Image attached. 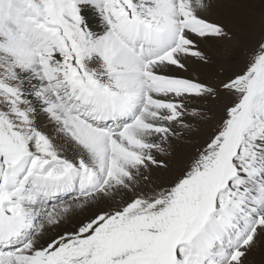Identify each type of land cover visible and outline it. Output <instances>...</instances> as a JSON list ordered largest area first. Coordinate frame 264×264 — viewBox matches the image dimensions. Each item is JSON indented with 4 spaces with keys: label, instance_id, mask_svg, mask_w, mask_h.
I'll use <instances>...</instances> for the list:
<instances>
[{
    "label": "snow or ice",
    "instance_id": "snow-or-ice-1",
    "mask_svg": "<svg viewBox=\"0 0 264 264\" xmlns=\"http://www.w3.org/2000/svg\"><path fill=\"white\" fill-rule=\"evenodd\" d=\"M222 7L0 0V264H264V39L188 74Z\"/></svg>",
    "mask_w": 264,
    "mask_h": 264
},
{
    "label": "rangeland",
    "instance_id": "rangeland-1",
    "mask_svg": "<svg viewBox=\"0 0 264 264\" xmlns=\"http://www.w3.org/2000/svg\"><path fill=\"white\" fill-rule=\"evenodd\" d=\"M252 3L261 4L262 0H250ZM264 23V22H263ZM231 35L225 36L219 39H211L210 46L211 48H207L206 52L209 56V60L215 66L214 72H193L191 75L198 76L202 79L205 83L213 86L218 87L223 83L225 80V73H229L233 71L232 65H234L237 61L243 62L247 59V55L250 51V45L241 42L240 37L250 35L253 38V43L264 39V24L258 25L252 31L242 30L241 28L236 29H229ZM217 70V71H216ZM229 98L225 96H220L216 99L207 98L203 101H194L193 103L203 107V108H211L222 111L226 105V102ZM218 119V117H215ZM212 121L209 122H201L200 124L196 125V129L190 133L191 139H183L180 141L182 145L186 148L193 150L197 145L200 143V137H203L208 131H210V125ZM179 152V151H178ZM177 158H181V152H179ZM170 163L172 161V156L166 158ZM159 176L163 179H168V173H161L159 171ZM262 251L259 247L256 253H261Z\"/></svg>",
    "mask_w": 264,
    "mask_h": 264
},
{
    "label": "bare ground",
    "instance_id": "bare-ground-1",
    "mask_svg": "<svg viewBox=\"0 0 264 264\" xmlns=\"http://www.w3.org/2000/svg\"><path fill=\"white\" fill-rule=\"evenodd\" d=\"M257 1V0H256ZM222 4L225 7H222L218 10L217 15L224 17L226 16L229 21V29L241 28L242 30L252 31L258 25L264 24V0L261 1V4L252 3L250 0H222ZM227 5H232L233 7L228 8ZM241 42L247 45L253 43V38L250 35L241 36ZM213 40V39H212ZM210 40L204 42L203 47L205 50L207 48H211ZM215 65V64H214ZM209 60L207 64L200 63L198 61L193 62V68L196 69V72L205 73L207 71L214 72L215 66ZM217 71V70H216ZM193 72L190 70L188 74H192ZM182 154L187 153L190 149L186 148L184 145L180 143L177 148V154L172 156V164H175V158ZM179 159V158H178ZM161 173H165L161 171ZM257 260H264V252L256 253Z\"/></svg>",
    "mask_w": 264,
    "mask_h": 264
}]
</instances>
